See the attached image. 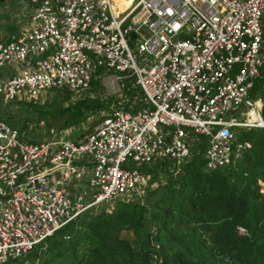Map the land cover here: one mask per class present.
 Wrapping results in <instances>:
<instances>
[{"label":"built area","instance_id":"obj_1","mask_svg":"<svg viewBox=\"0 0 264 264\" xmlns=\"http://www.w3.org/2000/svg\"><path fill=\"white\" fill-rule=\"evenodd\" d=\"M27 4V24L0 35L2 103L87 89L102 69L133 78L142 106L111 107L78 139L23 140L0 119V263L143 190L137 166L167 160L177 172L199 136L206 169L233 165L249 148L239 131L264 128L263 99L250 96L264 69V0H131L118 13L111 0Z\"/></svg>","mask_w":264,"mask_h":264},{"label":"trees","instance_id":"obj_2","mask_svg":"<svg viewBox=\"0 0 264 264\" xmlns=\"http://www.w3.org/2000/svg\"><path fill=\"white\" fill-rule=\"evenodd\" d=\"M4 25L9 33L16 30L12 22ZM102 71L91 78V89L99 86ZM119 88L115 97L83 96L61 107V100H70L68 92L53 91L52 101L42 105L17 101L18 112L34 118L27 115L18 123L9 115L4 120L12 127L19 124V138L36 141L28 136L30 131L22 132L33 119L68 128L84 124L96 112L100 115L94 124L112 103L132 111L142 106V92L133 78L120 79ZM256 94L264 102V69L252 83L250 96ZM85 128L73 138H80L89 129ZM238 138L246 140L249 148L233 165L206 169L201 136L177 172L167 160L142 165L140 169L151 178L145 189L130 191L126 199L97 203L26 254L0 264H264V195L257 191V182L264 181V128L241 130ZM158 173L163 182L151 186ZM109 203L106 209L103 205ZM237 226L247 234H238Z\"/></svg>","mask_w":264,"mask_h":264},{"label":"rangeland","instance_id":"obj_3","mask_svg":"<svg viewBox=\"0 0 264 264\" xmlns=\"http://www.w3.org/2000/svg\"><path fill=\"white\" fill-rule=\"evenodd\" d=\"M27 1L28 0H4V2H2V4L0 3V35L7 33L6 27L4 25L5 22H12L14 25H17V26L19 25V23H21L20 25L24 26V24L26 23V16H27L26 13L28 11ZM22 4H24L23 7L21 6ZM4 14H5V16L1 17ZM263 23H264V19H263ZM263 29H264V26H263ZM10 68H13V66ZM1 71H3V69H0V72ZM112 75L113 74L110 72L102 71L100 73V77H99V81H98V83H99L98 87L91 89L88 86L89 88L84 89V90H79V91H75V92H68L70 95V100H68V101L61 100V102L59 103L60 104L59 106L60 107L65 106V105H67V103H71L73 100L80 99L83 96L102 97V98H107L110 96H114V97L118 96V94L120 93L119 80L114 78ZM64 92H67V91H64ZM53 95H54V92H51V93L46 92L43 94L42 97H40L39 99H37L33 103L39 104V105L44 104V102H46V101H47V103H50L52 101ZM59 99H61V98L59 97ZM28 102H30V101H28ZM54 105L58 106L56 103ZM115 105L116 104H114V103L109 104L108 108L110 109L111 107H113ZM49 108H51V107H49ZM109 109H108V111H109ZM18 110H19L18 102L7 104V103H2L0 101V119H2L4 122H5L4 118L9 116V115L11 117V120H17L18 123H22V121L20 119L26 117L27 115L30 116L31 118H34V115H32L31 113L23 114V113H19ZM27 110L29 111L30 109L28 108ZM102 112H106V110L102 111ZM95 113L90 115V116H87L85 118L86 119L85 122H83L84 124L78 123L74 127H68V128H63V127L57 128L54 125H48L43 120H40L41 122L40 121L36 122L35 119H33V122L31 124L25 125L26 127H24L22 132H24V130H26L25 132L30 131L28 133V136L33 138L34 140H37V139L43 140V139H48V138H53V137L73 138L81 130L86 129L85 128L86 126L88 128H90V126L92 125L91 122L96 117H98L100 115L99 113L98 114L97 113L95 114ZM53 122L58 123L56 121H53ZM18 123H17V125H14V127H16L17 129L19 128ZM200 137L201 136H199V138ZM237 140L240 141V139L238 137H237ZM133 166H135V165H133ZM137 167L140 169L142 167V165L137 166ZM163 180H164V176L161 173H158L156 179L152 180L151 186L156 187V186L160 185L163 182ZM149 181H151L150 177H148L147 182L144 186H148L150 184ZM144 189H145V187H144ZM84 190L87 191L88 189L84 186ZM137 193L138 192H136V194ZM126 198H129L127 194H126V196H123L121 199H126ZM87 202H88V200L85 201V203H87ZM103 206H107L106 207V209H107V208L111 207V204L110 203L106 204V205L104 204ZM87 210H88V208H87Z\"/></svg>","mask_w":264,"mask_h":264},{"label":"bare ground","instance_id":"obj_4","mask_svg":"<svg viewBox=\"0 0 264 264\" xmlns=\"http://www.w3.org/2000/svg\"><path fill=\"white\" fill-rule=\"evenodd\" d=\"M128 4L124 0H111V5L116 13L123 11Z\"/></svg>","mask_w":264,"mask_h":264},{"label":"crops","instance_id":"obj_5","mask_svg":"<svg viewBox=\"0 0 264 264\" xmlns=\"http://www.w3.org/2000/svg\"><path fill=\"white\" fill-rule=\"evenodd\" d=\"M21 6H23V4H22ZM18 26H19V25H18ZM18 26H17V25L15 26V29H16V30L18 29ZM16 30H15L14 32H16ZM6 31H7V30H6ZM10 32H12V31H10ZM14 32H13V33H14ZM7 33H9V32H7Z\"/></svg>","mask_w":264,"mask_h":264}]
</instances>
